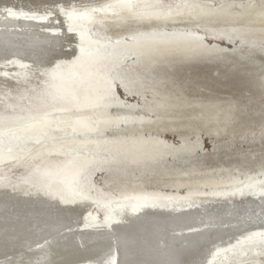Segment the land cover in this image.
Returning a JSON list of instances; mask_svg holds the SVG:
<instances>
[{"label": "bare ground", "instance_id": "bare-ground-1", "mask_svg": "<svg viewBox=\"0 0 264 264\" xmlns=\"http://www.w3.org/2000/svg\"><path fill=\"white\" fill-rule=\"evenodd\" d=\"M9 1L0 0V32L32 47L26 60L0 58V234L12 227L5 245L21 251L0 264H54L53 256L56 264L250 260L241 254L251 246L236 248L239 239L207 252L247 227H264V176L222 165L210 175L185 161L205 134L216 137V150L228 147L242 105L198 94L199 83L192 97L186 86L203 63L248 64L253 52L264 53V0H22L24 9L3 8ZM39 4L52 7L26 10ZM107 22L121 33L105 37ZM231 31L256 49L207 35ZM256 84L264 93V72ZM249 120L237 123L241 138L254 132ZM102 164L124 180L115 196L94 177L105 175ZM109 198L115 209L93 218L90 208ZM13 237L27 242L14 246ZM40 238L53 249L36 246Z\"/></svg>", "mask_w": 264, "mask_h": 264}, {"label": "rangeland", "instance_id": "rangeland-1", "mask_svg": "<svg viewBox=\"0 0 264 264\" xmlns=\"http://www.w3.org/2000/svg\"><path fill=\"white\" fill-rule=\"evenodd\" d=\"M16 1L17 0H12L11 2L9 1L6 4L7 6L5 5V6H3V8H6V9H10V8L24 9V6L22 4V0H18L17 2ZM54 1H56V0H54ZM63 3L64 2L59 1L58 5L63 4ZM40 5L41 4L37 5V8H26V10L29 9L30 11H28V12H35V11L37 12V11H40V9H41V12L35 13L36 15H38V14H41L42 12L44 13L45 11L49 10L52 7L51 6L52 4L51 5L50 4H43L45 6H43V5L40 6ZM0 8H2V7L0 6ZM34 9H35V11H34ZM2 12H3V10H2ZM28 12H25V15L30 14ZM106 25H107L106 26L107 28H104V29L102 26L96 25L97 27H100L101 29H103L102 33L105 37L110 39V38H113L116 35H119L121 33V32H119L120 31L119 28H116L114 26L115 25L114 23L107 22ZM31 29H34V28L32 27V28H30V30ZM117 30H119V31H117ZM0 33H2V32H0ZM11 33L12 32H10L9 34H6L5 32H3L2 34H0V48H1L0 49V53H1L0 58L14 59L17 57L20 60H24V59L26 60L29 57L27 55V51H31V47H32L31 43L32 42L29 44L28 41H24V39L22 37H19V35H13ZM207 35L209 37L213 36V37H215V39L217 41L225 42L228 45H232L233 43H236L235 48H237V49H245L246 48V49H251L253 51L256 49L255 45L253 43H247V42L241 41L238 38L237 33L235 31H231L230 33H224V32H217L216 33L215 32L212 35L207 33ZM214 35H216V36H214ZM13 38H15V39H13ZM24 43H26V44H24ZM258 46L264 47V44H262V45L259 44ZM20 47H22V49ZM2 50H3V52H2ZM11 57H13V58H11ZM254 65H256V66H254ZM197 69H198L197 71H196V69L193 71V74H195V73L200 74L201 77L194 78L187 83L186 93L189 95H192V97H193L194 91L192 90V88H193V86L196 85V83H199L200 86L198 89V91H199L198 94H201L203 96L212 94V95L218 96L220 98H232L233 97V98L238 99L237 107L239 108L242 105L240 107L241 113H239L238 120L244 121L245 119L249 120V118H250L249 126H250L251 130H253L255 132L256 135L253 132L252 134H249L250 136H246L247 138L245 137V135H243L241 138L240 132L238 131V127H237V123L239 121L236 120L235 127H233L234 128L233 129L234 137L232 136L234 138V140L231 137L230 140L225 142L228 145V147H222L220 149L217 148L218 150H216V148H214V141L216 140V137L213 134H210V135L205 134L202 136L200 147L198 149H196L194 152H191L190 154L186 155L187 156V159L185 160L186 163L189 165H192L193 168H201V169H203V171H206V173H208L210 175L216 171L215 168L222 165V166L230 167L231 171L237 175L238 174L243 175V174L251 172V174H249V175L252 177L253 176H264V134L256 133V131H258L261 128L259 123H261L262 120L264 119V114H263L264 113V93L262 92L263 89L260 88V86L257 87V84L255 85V76L264 72V53H261L259 51L253 52L251 55V62H249L248 64L244 61H239V62L238 61L237 62L231 61V62H228L225 64L203 63L202 65L198 66ZM16 70L14 69L13 70L14 72L11 71L12 73L10 72L11 73L10 75L13 77H19V75H16L19 73ZM187 74L189 76H192L189 73H187ZM117 88H118L119 94H122L121 95L122 97H124V98L128 97L129 99H133L132 96H130L128 94H124L120 85L117 84ZM246 100L248 102H246ZM243 103H245V104L248 103V104L243 105ZM238 105H240V106H238ZM254 112H255V114H254ZM57 114L58 113L55 112L52 114V116H56ZM261 114L263 115V118H262ZM251 120H252V124H251ZM256 124H258V125H256ZM255 126H257V127H255ZM256 128H259V129H256ZM235 131H238V133L236 132L238 135L235 133ZM165 135L171 141H174V142L177 141V137L175 135L170 134L169 132L165 133ZM237 136H238V138H237ZM5 140L8 141V138ZM230 143H231V145H230ZM170 158H167L168 162L173 161V159L172 158L170 159ZM101 166L105 167V164H102ZM104 169L106 170L105 175L103 172L104 170H96L94 177H95L97 182L101 183L102 190H103V192L106 193V195H108L109 197H111V195L115 196L118 194L119 188L121 186H123L122 182L124 180L122 177H118L117 179L113 180L110 177V173H109L110 168L106 166ZM84 175H85V173H84ZM85 183H86L85 188L89 190V188L87 187L89 184L88 180L86 182V179H85ZM184 190H185L184 188L179 189V191H184ZM106 198H107V196H106ZM111 199H113V198H109L107 203H102V204L99 203V204L93 205L90 208V213H91L92 217L105 220L104 219V217H105L104 213L106 211H109V210L113 211L115 209L114 202ZM1 228H3V225L0 222V230H1ZM11 228L12 227L7 225V228H5V230H3V233L1 232V234H0V239L2 238L0 241V250H2V253H0V258H1L0 262H4L6 259L17 256V254L21 252V251L17 250V248L16 249L14 248L15 250L13 251V248L11 249V247H10L9 249H11V250H9L8 246L5 245V241H4L5 239L3 237L6 238L8 235L10 236V234H12L11 230L14 232V230ZM15 233H16V231H15ZM263 233H264V227H259V226L247 227L246 229H243L240 232H238L236 235L225 239V241L213 243L212 245L209 246V248H208L209 252H207V253L209 255L213 251L214 248H216L218 245L223 244V242L227 243V242L233 241L235 239H239L240 243L237 245L236 248H238L239 246L240 247L251 246L250 248L252 249V250L249 249L247 251L248 256L245 253L241 254L242 255L241 257H244V258H250L251 257V259L245 261L244 264H264V240H262L264 238ZM258 234H259V236H258ZM242 236H248V237L254 236V237L251 240H249V238H248L246 240L247 242H242L240 239ZM13 238H14L13 239L14 246L23 244L24 242L25 243L27 242L23 239H20V237L18 239L15 237H13ZM259 238H261V239H259ZM260 240H262V241H260ZM48 242H49L48 240H45V243H46L45 244L44 242H41V238H40V239H38V242H36L37 244H35V245L36 246L38 245V247H41L44 245L46 246V245H48L47 244ZM254 243H261L260 244L261 245V251H262L261 253L257 252L256 250H254V248H252V245ZM28 245H29V241H28ZM254 245H257V244H254ZM31 246L32 247L28 246L27 249L26 248H24V249L30 251L32 248L31 251L35 250V248H33L32 244H31ZM51 248L53 249V247L49 244L48 248L45 250L50 251V250H52ZM236 248H234V249H236ZM31 251H30V254H31ZM224 251L226 253H229L228 249H225ZM42 252L45 253V251H42ZM10 253H11V255H10ZM26 253L29 255V252H26ZM223 255H224V253L221 255L219 254V256H217V257H222ZM36 256H38V255H36ZM52 259H53L52 262L54 261L53 262L54 264L59 262V261L57 262V259L54 256L52 257ZM234 259L235 258L230 259L229 262H231V261L234 262L235 261ZM253 259H257L259 261L251 262V261H253ZM77 262L75 261L74 264L79 263V262L78 263ZM205 262H206V259L204 261H201L200 264H205Z\"/></svg>", "mask_w": 264, "mask_h": 264}, {"label": "snow or ice", "instance_id": "snow-or-ice-1", "mask_svg": "<svg viewBox=\"0 0 264 264\" xmlns=\"http://www.w3.org/2000/svg\"><path fill=\"white\" fill-rule=\"evenodd\" d=\"M126 6H129V7H131V5L129 4V5H126Z\"/></svg>", "mask_w": 264, "mask_h": 264}]
</instances>
